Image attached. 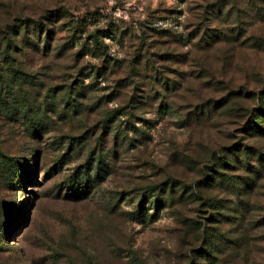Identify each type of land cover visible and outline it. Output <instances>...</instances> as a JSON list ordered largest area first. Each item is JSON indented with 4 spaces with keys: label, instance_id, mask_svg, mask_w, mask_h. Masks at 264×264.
Masks as SVG:
<instances>
[{
    "label": "rangeland",
    "instance_id": "rangeland-1",
    "mask_svg": "<svg viewBox=\"0 0 264 264\" xmlns=\"http://www.w3.org/2000/svg\"><path fill=\"white\" fill-rule=\"evenodd\" d=\"M0 152V264H264V0H0Z\"/></svg>",
    "mask_w": 264,
    "mask_h": 264
},
{
    "label": "trees",
    "instance_id": "trees-1",
    "mask_svg": "<svg viewBox=\"0 0 264 264\" xmlns=\"http://www.w3.org/2000/svg\"><path fill=\"white\" fill-rule=\"evenodd\" d=\"M56 16L58 15L57 14L55 15V13L50 14V11H46L43 17L44 19L51 21L53 17H56ZM36 23H38L39 25H42L39 21H36ZM99 34H100V31H99ZM48 35H49L48 29H45L44 38H47ZM98 36L99 35L97 34H93L91 36L95 48L102 46V42ZM44 42L45 40L42 43ZM10 70L13 74L15 72L21 73L19 71H16V69L14 68H10ZM70 105L72 107L74 106L73 103H71ZM251 128H255V130L260 128L258 125V122L255 119L252 120ZM234 151H240V149H234ZM0 173H1L4 183L9 185L12 190H16L17 187H19L18 179H21L23 172H22L21 166L17 163V161L15 160L13 156H9V155H6L0 152ZM81 189H79V191H81ZM154 201L157 202L158 204H162L164 203L165 199L161 200V198L159 197V194H156ZM14 208H15V204L13 203L7 204V203L0 201V234L4 232L5 230L7 231V227H8L7 224L9 223V220H10L9 216L13 214ZM137 212H140V210L138 209Z\"/></svg>",
    "mask_w": 264,
    "mask_h": 264
}]
</instances>
